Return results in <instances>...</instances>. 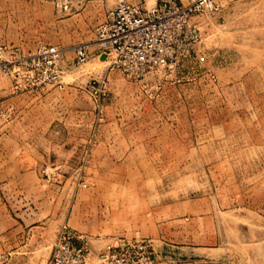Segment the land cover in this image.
Wrapping results in <instances>:
<instances>
[{
    "label": "rangeland",
    "instance_id": "obj_1",
    "mask_svg": "<svg viewBox=\"0 0 264 264\" xmlns=\"http://www.w3.org/2000/svg\"><path fill=\"white\" fill-rule=\"evenodd\" d=\"M217 2L135 78L75 62L114 0H0V264H46L62 229L91 264L119 239L152 264H264V0ZM39 45L63 50L64 89L23 66Z\"/></svg>",
    "mask_w": 264,
    "mask_h": 264
},
{
    "label": "built area",
    "instance_id": "obj_2",
    "mask_svg": "<svg viewBox=\"0 0 264 264\" xmlns=\"http://www.w3.org/2000/svg\"><path fill=\"white\" fill-rule=\"evenodd\" d=\"M219 11L217 0H154L151 6L129 0H114L97 25L93 43L72 48L75 62L85 63L93 54L112 57L120 70L132 77H141L165 67L179 50H188L197 38L192 20L199 15ZM92 46L95 48L92 49ZM5 47L0 45V74L11 71V63L2 61ZM63 50L54 45H39L23 59V66L37 85L64 89L62 79ZM92 89L96 91L95 87ZM1 107V105H0ZM90 250L84 236L62 229L46 264H91ZM149 241L119 239L109 243L96 255L93 264H152Z\"/></svg>",
    "mask_w": 264,
    "mask_h": 264
},
{
    "label": "water",
    "instance_id": "obj_3",
    "mask_svg": "<svg viewBox=\"0 0 264 264\" xmlns=\"http://www.w3.org/2000/svg\"><path fill=\"white\" fill-rule=\"evenodd\" d=\"M100 58H104V56H101Z\"/></svg>",
    "mask_w": 264,
    "mask_h": 264
},
{
    "label": "bare ground",
    "instance_id": "obj_4",
    "mask_svg": "<svg viewBox=\"0 0 264 264\" xmlns=\"http://www.w3.org/2000/svg\"><path fill=\"white\" fill-rule=\"evenodd\" d=\"M106 59V58H105Z\"/></svg>",
    "mask_w": 264,
    "mask_h": 264
}]
</instances>
